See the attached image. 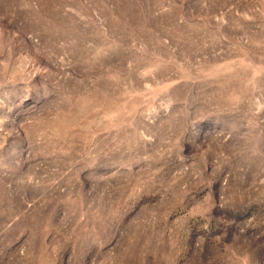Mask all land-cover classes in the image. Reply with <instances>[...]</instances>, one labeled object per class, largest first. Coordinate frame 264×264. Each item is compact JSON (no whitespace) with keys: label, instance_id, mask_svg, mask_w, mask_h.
<instances>
[{"label":"rangeland","instance_id":"rangeland-1","mask_svg":"<svg viewBox=\"0 0 264 264\" xmlns=\"http://www.w3.org/2000/svg\"><path fill=\"white\" fill-rule=\"evenodd\" d=\"M0 264H264V0H0Z\"/></svg>","mask_w":264,"mask_h":264}]
</instances>
